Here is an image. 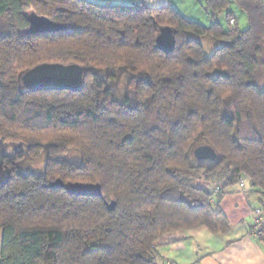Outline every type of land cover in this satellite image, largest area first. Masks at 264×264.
Here are the masks:
<instances>
[{
    "label": "trees",
    "instance_id": "obj_1",
    "mask_svg": "<svg viewBox=\"0 0 264 264\" xmlns=\"http://www.w3.org/2000/svg\"><path fill=\"white\" fill-rule=\"evenodd\" d=\"M205 1L211 26L142 0H0V264H157L165 234L229 232L220 203L241 176L264 212V1L234 0L244 30L218 21L231 0ZM31 12L64 28L30 33ZM166 26L170 54L156 47ZM197 36L219 47L207 57ZM42 63L82 65L83 90L30 92L22 76Z\"/></svg>",
    "mask_w": 264,
    "mask_h": 264
},
{
    "label": "crops",
    "instance_id": "obj_2",
    "mask_svg": "<svg viewBox=\"0 0 264 264\" xmlns=\"http://www.w3.org/2000/svg\"><path fill=\"white\" fill-rule=\"evenodd\" d=\"M100 3L133 4L138 0H93ZM149 7H161L172 4L187 19L213 24L212 13L206 8L205 0H142ZM264 1V0H263ZM235 3L231 0L230 6ZM236 4V3H235ZM226 11L227 19L234 17L235 25L244 30L249 21L246 13L238 5L237 9ZM207 14L210 17L206 19ZM240 10V11H237ZM222 11L218 16L221 21ZM207 15V16H209ZM231 26V25H230ZM225 28V27H224ZM226 29V28H225ZM211 54L219 47L217 41H211ZM210 54V55H211ZM224 194L220 209L227 216L231 228L227 233H212L202 226L191 230H178L163 235L156 241L159 254L157 264H264V240L253 236L250 229L254 223L253 210L257 206V196L247 195L238 184L228 187ZM3 231L0 230V262L2 256Z\"/></svg>",
    "mask_w": 264,
    "mask_h": 264
},
{
    "label": "water",
    "instance_id": "obj_3",
    "mask_svg": "<svg viewBox=\"0 0 264 264\" xmlns=\"http://www.w3.org/2000/svg\"><path fill=\"white\" fill-rule=\"evenodd\" d=\"M30 33L54 32L64 28L62 24L53 22L47 17L40 16L36 12L29 14ZM156 47L165 54H170L175 50L176 37L169 26L161 28ZM86 71L78 63H42L27 70L22 80L30 92L67 90L80 92L84 88ZM194 156L200 160H214L217 153L209 145H200L194 149ZM62 186L70 195L86 197H103L102 185L100 183H64ZM114 205L110 204L109 210H113Z\"/></svg>",
    "mask_w": 264,
    "mask_h": 264
},
{
    "label": "rangeland",
    "instance_id": "obj_4",
    "mask_svg": "<svg viewBox=\"0 0 264 264\" xmlns=\"http://www.w3.org/2000/svg\"><path fill=\"white\" fill-rule=\"evenodd\" d=\"M235 7L237 9L236 4L232 3L230 6V9H235ZM237 11H240V10H237ZM207 12L208 11L206 10V19H207V17H210V15L207 14ZM226 13L227 12L224 11L220 18H221V21H222V24L224 25V27L229 28L230 24L228 22ZM207 15H209V16H207ZM196 38L203 44L204 50H205V56H207V57L210 56L212 44L209 43L207 39H210L211 41H213V39L210 37H198V36ZM14 146H16V147H14ZM17 149H21V146L10 144L8 147H6V149L3 148L2 150L5 151V153H13ZM6 150H7V152H6ZM68 159L72 160V161H76V162L79 161L80 160L79 153H77L76 151H72L68 155ZM44 163H45V155L44 154H42L40 157H38L36 159L29 158V159L25 160V164H26L28 169L37 170V171H40L44 168Z\"/></svg>",
    "mask_w": 264,
    "mask_h": 264
},
{
    "label": "built area",
    "instance_id": "obj_5",
    "mask_svg": "<svg viewBox=\"0 0 264 264\" xmlns=\"http://www.w3.org/2000/svg\"><path fill=\"white\" fill-rule=\"evenodd\" d=\"M228 21L230 25H235L236 23L234 17H230ZM238 186L243 193L248 194L251 188L250 178L247 176H241L238 180ZM218 191L219 189L217 188L215 194H217ZM253 213H254V223L250 229V233L253 236L259 237L264 231V212L262 210V207L260 205H257L254 208Z\"/></svg>",
    "mask_w": 264,
    "mask_h": 264
}]
</instances>
